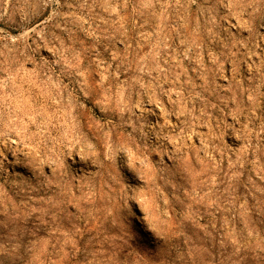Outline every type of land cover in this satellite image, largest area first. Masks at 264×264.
I'll use <instances>...</instances> for the list:
<instances>
[{"label": "rangeland", "instance_id": "obj_1", "mask_svg": "<svg viewBox=\"0 0 264 264\" xmlns=\"http://www.w3.org/2000/svg\"><path fill=\"white\" fill-rule=\"evenodd\" d=\"M0 264H264V0H0Z\"/></svg>", "mask_w": 264, "mask_h": 264}]
</instances>
